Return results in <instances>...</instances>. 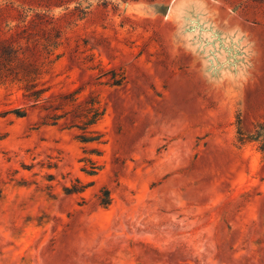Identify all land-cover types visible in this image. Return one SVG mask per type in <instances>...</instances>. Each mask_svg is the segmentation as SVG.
I'll return each mask as SVG.
<instances>
[{
    "label": "rangeland",
    "instance_id": "rangeland-1",
    "mask_svg": "<svg viewBox=\"0 0 264 264\" xmlns=\"http://www.w3.org/2000/svg\"><path fill=\"white\" fill-rule=\"evenodd\" d=\"M0 8L57 40L0 85V264H264V0Z\"/></svg>",
    "mask_w": 264,
    "mask_h": 264
},
{
    "label": "trees",
    "instance_id": "trees-1",
    "mask_svg": "<svg viewBox=\"0 0 264 264\" xmlns=\"http://www.w3.org/2000/svg\"><path fill=\"white\" fill-rule=\"evenodd\" d=\"M2 9L0 8V14ZM18 23L13 27L7 28L6 36H0V85L6 83H18L23 89V96L27 99H32L34 102L39 101L43 90L35 89L37 86V78L41 73L40 57L51 53L50 45H57V40L52 42V39L44 38L43 34L33 29V20L26 22L25 17H20ZM52 30L57 32L56 38L60 37L58 28L53 27ZM45 43H42V42ZM73 101V100H71ZM19 113V112H17ZM88 117L85 119L86 126L92 125V108L87 111ZM21 116L23 114H17ZM65 116H56L55 119ZM84 129V128H82ZM81 142H90L85 133L79 136ZM264 152V144L260 147ZM83 188H74L72 192H80ZM110 204L107 191L104 192V197L100 200V205L106 207Z\"/></svg>",
    "mask_w": 264,
    "mask_h": 264
}]
</instances>
